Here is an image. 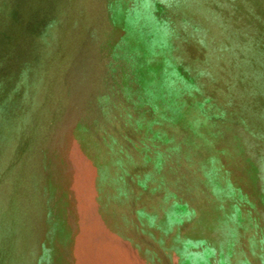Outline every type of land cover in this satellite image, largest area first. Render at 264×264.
<instances>
[{
    "label": "rangeland",
    "instance_id": "1",
    "mask_svg": "<svg viewBox=\"0 0 264 264\" xmlns=\"http://www.w3.org/2000/svg\"><path fill=\"white\" fill-rule=\"evenodd\" d=\"M0 264H264V0H0Z\"/></svg>",
    "mask_w": 264,
    "mask_h": 264
}]
</instances>
